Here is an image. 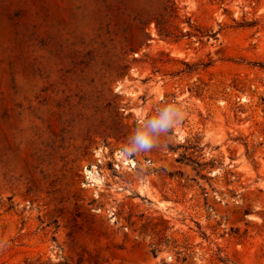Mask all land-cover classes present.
Instances as JSON below:
<instances>
[{
  "label": "rangeland",
  "instance_id": "374dc122",
  "mask_svg": "<svg viewBox=\"0 0 264 264\" xmlns=\"http://www.w3.org/2000/svg\"><path fill=\"white\" fill-rule=\"evenodd\" d=\"M0 264H264V0H0Z\"/></svg>",
  "mask_w": 264,
  "mask_h": 264
},
{
  "label": "clouds",
  "instance_id": "9594fccd",
  "mask_svg": "<svg viewBox=\"0 0 264 264\" xmlns=\"http://www.w3.org/2000/svg\"><path fill=\"white\" fill-rule=\"evenodd\" d=\"M186 105L177 99L171 102H163L154 114L137 119V126L127 137L122 155L125 159L141 153L151 152L160 148L166 141L171 140L174 129L184 120Z\"/></svg>",
  "mask_w": 264,
  "mask_h": 264
},
{
  "label": "trees",
  "instance_id": "16d2710c",
  "mask_svg": "<svg viewBox=\"0 0 264 264\" xmlns=\"http://www.w3.org/2000/svg\"><path fill=\"white\" fill-rule=\"evenodd\" d=\"M153 252L156 253V251L153 249Z\"/></svg>",
  "mask_w": 264,
  "mask_h": 264
}]
</instances>
